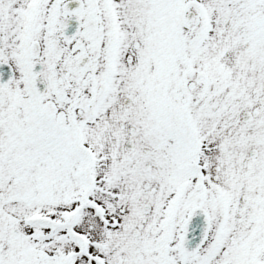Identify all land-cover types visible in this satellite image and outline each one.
Returning <instances> with one entry per match:
<instances>
[{
    "label": "snow or ice",
    "instance_id": "snow-or-ice-1",
    "mask_svg": "<svg viewBox=\"0 0 264 264\" xmlns=\"http://www.w3.org/2000/svg\"><path fill=\"white\" fill-rule=\"evenodd\" d=\"M0 264H264V0H0Z\"/></svg>",
    "mask_w": 264,
    "mask_h": 264
}]
</instances>
